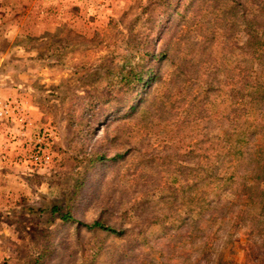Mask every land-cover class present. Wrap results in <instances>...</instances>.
I'll return each mask as SVG.
<instances>
[{"label": "rangeland", "instance_id": "374dc122", "mask_svg": "<svg viewBox=\"0 0 264 264\" xmlns=\"http://www.w3.org/2000/svg\"><path fill=\"white\" fill-rule=\"evenodd\" d=\"M146 45L171 51L152 96L94 127L87 113ZM263 96L264 0H0V264H109L137 237L114 264H197L201 248L264 264V216L248 221L264 204L241 190L257 185ZM98 218L130 232L78 223Z\"/></svg>", "mask_w": 264, "mask_h": 264}, {"label": "trees", "instance_id": "16d2710c", "mask_svg": "<svg viewBox=\"0 0 264 264\" xmlns=\"http://www.w3.org/2000/svg\"><path fill=\"white\" fill-rule=\"evenodd\" d=\"M142 46V45H141ZM147 49V50H146ZM143 53L146 54L143 57V60H146L145 65L144 63H139L140 69H137L136 67L131 68L129 71H127L121 78V81L119 82V86H117L111 91L110 93H107L106 96H103L102 98L98 99L97 104L93 106L90 109V112L87 113V116H89V119H91V124L97 128V126H110L115 120L120 119L123 117L124 113L126 114H132L133 112H137L142 103L147 100L149 96H152L153 92L151 88L158 83L159 80V74L153 69V65L156 62L155 59H159L162 64H164V60L170 59L171 51L167 48L163 51H161L159 54L154 55V58H152V55L150 50L148 49V46L146 45V48H143ZM175 76V75H174ZM173 77V76H172ZM176 76L173 77L175 80ZM213 86V84H211ZM150 89V90H149ZM254 102H256L257 105H262L264 108V96L259 99H254ZM108 106V107H105ZM261 128L254 127V130H258ZM107 130V129H106ZM253 130V131H254ZM255 135L254 133H250L248 137H252ZM98 148V144L90 149V154L92 157L91 162L97 161L101 163V166L105 168L107 165V158L106 155L102 153V148ZM248 150H251L249 148V145H246L243 149V155L247 154ZM226 151H228V154H231L233 150H230L226 148ZM246 151V152H244ZM252 151H249V154L251 155ZM263 154V153H262ZM250 166L248 167L249 170H253L254 174L258 175L255 186H247L244 185L241 190L245 191L247 193V198L250 202H252L255 206L257 203H263L262 199L264 198V190L260 188V184L264 182V154L263 157L259 158L258 160H254L253 158L248 159ZM218 169V168H216ZM218 171H216L217 173ZM215 175V174H213ZM245 194V193H244ZM257 207V206H256ZM68 208V207H67ZM63 207L57 205L54 206L52 209V213L60 214L62 215V220L65 223H74L76 224V220L70 210H67L65 212L62 211ZM264 210V208H263ZM246 214V213H244ZM261 217H248V221L253 223L256 228H259L262 222V217L264 216V213L260 211ZM258 219V220H257ZM243 221H247V218L245 217ZM79 225L83 228H85L90 233H95L100 230L102 231H108L111 235H118V236H124L127 231L125 228L121 227H113L108 226V224L104 223L103 220L98 218L94 222L90 223H83L78 222ZM224 231L227 232V226L223 227ZM142 240L137 237L135 241L130 242L129 246L136 245V247L132 248L130 252H127L124 256H121L119 252H115L113 256L110 258L109 264H114V260L120 256L121 260L123 258H126L128 260H131L138 252H139V246L142 244ZM204 248H201L200 251H195L191 255H188L189 258H194L198 254H200L201 251L205 252V255L201 257L199 262L197 264H212V257L207 251H204ZM140 255H143V253H140ZM264 255V254H263ZM135 261V260H134ZM120 264V262L118 263Z\"/></svg>", "mask_w": 264, "mask_h": 264}]
</instances>
